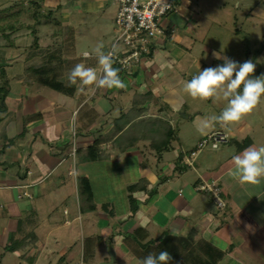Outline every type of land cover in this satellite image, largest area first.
I'll return each mask as SVG.
<instances>
[{"label":"crops","instance_id":"crops-1","mask_svg":"<svg viewBox=\"0 0 264 264\" xmlns=\"http://www.w3.org/2000/svg\"><path fill=\"white\" fill-rule=\"evenodd\" d=\"M172 1L175 8L160 19L162 32L152 39L149 52L132 72L118 73L125 84L119 93L130 95L126 105H112L118 97L110 98L107 88H96L100 90L95 96L94 85L62 84L58 91L39 76L6 79L0 121V247L3 255L12 256V264H136L161 251L170 254V264H194L213 251L222 255L215 264H264V180L241 186L229 175L233 155L264 146V96L239 122L215 124L205 133L198 131L200 118L218 115L226 106L222 97L206 100V107L217 111L213 114L193 105L178 113L177 107L184 105L180 91L198 74V64L202 71L223 60L197 44L200 29L195 28L191 0ZM86 52L81 53L83 63L97 68V57L89 60L83 56ZM254 71L255 77L264 74L260 67ZM147 94L137 106L142 109L137 118L161 119L173 131L172 115L178 114L193 130L191 149L215 131L224 133L227 142L200 150L191 166L183 163L187 154L176 134L160 152L151 149L148 140L118 150L117 134H110L114 119L131 108L134 95ZM72 120L76 153L70 176ZM110 164L119 167L120 174L138 173L134 182L117 191L123 200L120 209L107 171ZM140 180L142 187L132 193L136 209L131 213L126 187ZM211 180L221 189V209L192 189ZM85 189L90 199L83 198Z\"/></svg>","mask_w":264,"mask_h":264},{"label":"rangeland","instance_id":"rangeland-1","mask_svg":"<svg viewBox=\"0 0 264 264\" xmlns=\"http://www.w3.org/2000/svg\"><path fill=\"white\" fill-rule=\"evenodd\" d=\"M190 3L198 24L195 28L200 29L202 34V37L196 35L200 47L206 46L214 51L211 55L216 59L228 57L241 63L251 59L256 67L264 69V0H191ZM114 12L115 5L110 0H0V68L3 70L0 82L7 78L13 80L16 74L24 79L34 78L29 68L43 64L50 69L48 78L52 77L54 82H61L64 86L70 85L67 79L69 70L86 60L81 57L82 51L89 53L90 60L97 57L98 45L111 46L116 35ZM7 25H11L13 30L8 29ZM33 42L36 43L35 47ZM96 62L98 68L97 58ZM191 72L194 73L193 70ZM255 76L254 71L252 77ZM43 78L44 75L37 79ZM95 89H92V93L96 92L97 96L100 89ZM107 92L110 98L118 97L117 101L111 100L112 105L129 103V92L119 93L117 88L108 89ZM179 95L184 105L177 107L180 109L178 113L187 112L188 105L198 110L208 108L206 100L193 99L183 91ZM207 110L209 114L216 111L212 107ZM221 110L217 111L220 113ZM172 117L174 134L179 140L182 139L181 146L188 154L192 148L193 140H190L194 138L193 130L178 114L174 113ZM148 163H151L150 157ZM150 168L155 172L154 165H150ZM98 171L104 172V169ZM107 171L111 174V185L115 192L138 177L137 171L130 173L126 170L120 174V168L114 164H110ZM117 193V208L120 209L123 200L120 192ZM3 254L0 247L1 264H12V256Z\"/></svg>","mask_w":264,"mask_h":264},{"label":"clouds","instance_id":"clouds-1","mask_svg":"<svg viewBox=\"0 0 264 264\" xmlns=\"http://www.w3.org/2000/svg\"><path fill=\"white\" fill-rule=\"evenodd\" d=\"M98 68L76 64L67 74L70 85L96 88L123 89L124 82L119 70L113 67V52L104 50L103 44L96 48ZM85 56L89 54L84 53ZM223 63L216 67L200 70L197 75L183 84V92L193 99L209 100L223 98L226 106L216 115L201 117L198 131L205 133L215 124L228 125L239 122L252 112L264 96V74L252 78L255 63L251 59L238 63L228 57H220ZM229 175L241 186L258 185L264 180V146L248 147L231 158ZM172 257L167 251L149 253L136 264H170Z\"/></svg>","mask_w":264,"mask_h":264},{"label":"built area","instance_id":"built-area-1","mask_svg":"<svg viewBox=\"0 0 264 264\" xmlns=\"http://www.w3.org/2000/svg\"><path fill=\"white\" fill-rule=\"evenodd\" d=\"M115 5L113 24L116 27V35L109 48L105 52H113V61L117 69L123 73L132 72L149 51L152 39L160 34L159 21L175 5L172 0H110ZM84 57H86L83 54ZM71 146L67 153L69 158L67 174L74 175V158L76 147L74 142L75 128L73 120L70 122ZM227 142V136L215 131L207 134L199 140L183 163L191 166L197 153L204 147L217 149ZM29 175V173H27ZM193 191L208 195L215 207L221 209L224 204L220 198L221 189L215 180L202 181L193 186ZM28 197V195H25Z\"/></svg>","mask_w":264,"mask_h":264},{"label":"trees","instance_id":"trees-1","mask_svg":"<svg viewBox=\"0 0 264 264\" xmlns=\"http://www.w3.org/2000/svg\"><path fill=\"white\" fill-rule=\"evenodd\" d=\"M7 26L8 29L13 30V27L11 25ZM1 30L2 28H0V31ZM35 46L36 43L33 42V47ZM44 66L43 64H41L37 67H30L29 71L32 72L34 76L44 75V78L41 80L44 85L54 90H62V83L54 82L52 80V77L48 78L47 75H49L50 69L48 70ZM113 67L117 69L116 65L114 64ZM0 76H3L2 68H0ZM5 94L6 83L4 81L0 82V121L3 118V113L5 110L3 105ZM148 98V94L144 96L134 95L132 98L131 108L127 112L114 119L112 131L110 134H117L114 138V143L118 150L123 151L127 148H130L137 140H148L150 148L155 150L156 152H160L162 150H166L169 141L174 138V132L171 130L167 122L157 118H137L142 112V109L137 106L143 103ZM0 139H4L3 132L0 133ZM0 165H3V163ZM142 185L143 182L142 180H140L126 187L127 199L131 213H133L136 209L135 200L132 197V193L140 190ZM83 191V198L86 200L90 199L88 191H86V189ZM12 248V246H8L6 249L12 250ZM221 256L222 255L220 252L213 251L210 255H206L204 259L200 258L194 264H215L216 260H218Z\"/></svg>","mask_w":264,"mask_h":264}]
</instances>
